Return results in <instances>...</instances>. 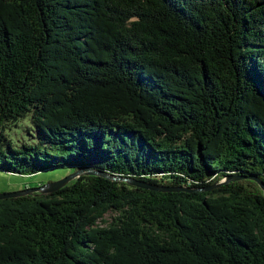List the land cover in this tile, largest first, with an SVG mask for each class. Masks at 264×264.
I'll list each match as a JSON object with an SVG mask.
<instances>
[{"label": "trees", "instance_id": "obj_1", "mask_svg": "<svg viewBox=\"0 0 264 264\" xmlns=\"http://www.w3.org/2000/svg\"><path fill=\"white\" fill-rule=\"evenodd\" d=\"M54 167L191 190L1 198L0 264H264V0H0V170Z\"/></svg>", "mask_w": 264, "mask_h": 264}, {"label": "water", "instance_id": "obj_2", "mask_svg": "<svg viewBox=\"0 0 264 264\" xmlns=\"http://www.w3.org/2000/svg\"><path fill=\"white\" fill-rule=\"evenodd\" d=\"M86 173V174H91V175H100L103 177H108V178H112V179H118V180H122L125 182H128L131 185H135L141 188H146V189H151V190H160V191H180V190H185V191H190L191 189H187V188H171V187H157V186H153V185H149L146 183H142V182H138L134 179L131 178H126V177H111L110 175H108L107 173L104 172H100V171H95V170H87L86 168H82L79 170H76L70 174H68L67 176H65L64 178L57 180V181H53V182H48L46 184L40 185L38 187L35 188H27V189H23L20 191H14V192H0V199L1 198H14V197H19V196H24V195H28L31 193H40V194H49V193H53L57 190H59L60 188H62L63 186H65L70 180H72L75 177H78L79 175ZM244 176H236V175H230L228 177H226L225 180H223L220 183L217 184H212L209 187L204 188V190H210L211 188H214L216 186H219L221 184L227 183L230 180L233 179H240ZM254 180H256L260 186L264 189V185L258 181V179L254 178V177H250Z\"/></svg>", "mask_w": 264, "mask_h": 264}, {"label": "rangeland", "instance_id": "obj_3", "mask_svg": "<svg viewBox=\"0 0 264 264\" xmlns=\"http://www.w3.org/2000/svg\"><path fill=\"white\" fill-rule=\"evenodd\" d=\"M68 173L66 168L54 167L50 170H44L33 176L14 175L0 170V192H14L27 188H35L40 184H46L60 180ZM114 212L105 215L104 220L110 222L113 220ZM100 225L106 226L108 223L99 222Z\"/></svg>", "mask_w": 264, "mask_h": 264}]
</instances>
